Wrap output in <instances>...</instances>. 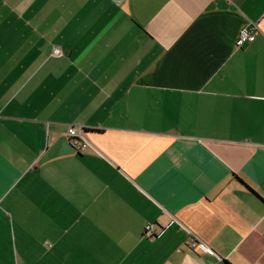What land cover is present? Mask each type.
<instances>
[{
	"label": "crops",
	"instance_id": "0c3cea01",
	"mask_svg": "<svg viewBox=\"0 0 264 264\" xmlns=\"http://www.w3.org/2000/svg\"><path fill=\"white\" fill-rule=\"evenodd\" d=\"M0 264H264V0H0Z\"/></svg>",
	"mask_w": 264,
	"mask_h": 264
},
{
	"label": "built area",
	"instance_id": "2783aa9c",
	"mask_svg": "<svg viewBox=\"0 0 264 264\" xmlns=\"http://www.w3.org/2000/svg\"><path fill=\"white\" fill-rule=\"evenodd\" d=\"M258 32L257 25H248L241 29L238 39V46L241 47L246 43L253 42L256 39ZM54 56H64L65 52L59 47H54ZM69 142L76 149L77 152L83 151L87 148L91 142L87 137V129L83 125H75L69 129ZM156 235V228L153 224H148L145 227L144 236L147 238H152ZM189 247L196 248L201 245L195 238L190 239Z\"/></svg>",
	"mask_w": 264,
	"mask_h": 264
},
{
	"label": "water",
	"instance_id": "95a60500",
	"mask_svg": "<svg viewBox=\"0 0 264 264\" xmlns=\"http://www.w3.org/2000/svg\"><path fill=\"white\" fill-rule=\"evenodd\" d=\"M77 153L76 149L70 144L67 136L60 137L40 158L39 164H43L53 158Z\"/></svg>",
	"mask_w": 264,
	"mask_h": 264
}]
</instances>
